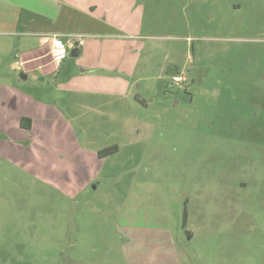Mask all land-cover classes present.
I'll use <instances>...</instances> for the list:
<instances>
[{"label": "rangeland", "instance_id": "1", "mask_svg": "<svg viewBox=\"0 0 264 264\" xmlns=\"http://www.w3.org/2000/svg\"><path fill=\"white\" fill-rule=\"evenodd\" d=\"M53 1L0 0V264H264V0H135L133 75L66 87L69 50L15 67Z\"/></svg>", "mask_w": 264, "mask_h": 264}, {"label": "crops", "instance_id": "2", "mask_svg": "<svg viewBox=\"0 0 264 264\" xmlns=\"http://www.w3.org/2000/svg\"><path fill=\"white\" fill-rule=\"evenodd\" d=\"M53 2L56 4V12L54 19L50 20V26L53 28L60 24V26L63 27L62 30H59L61 32L58 30L40 32L29 30L28 35H38L40 39L45 36L50 37L51 35H59L61 39L68 38V36L75 38L66 40L65 42L72 41L74 45H76L75 48L78 50L77 55L83 56L79 62H83L85 68L80 70L82 74L78 75V77L72 76V78L65 83V87L69 86L75 79L85 78L90 81L98 79L100 76L94 75V73L99 69L112 71L109 70L110 68L119 75H124L126 77L133 75L136 65V60H134L136 48L133 47L135 44L133 40L137 37L138 30L141 26V22H139L140 17L138 15L136 16L137 6H134L135 0H55ZM3 12L2 10L1 14H3ZM4 14L5 16L8 15L6 13ZM73 24H78V26L83 27L84 31L79 34L65 35V33L69 32L70 27L74 26ZM23 26H28L27 21L23 23ZM62 33H64V35H62ZM80 37L84 38L81 39ZM78 38H80L79 40H81V43H79ZM40 39L38 40L40 49L29 50L24 53L16 52L17 54H15V57L21 55L26 57V60L23 59L19 64L24 66L27 62L31 63V61L43 59V48L47 45L42 44ZM110 52H113L114 55H111ZM104 56L105 63L107 65L111 64L113 67L99 66L105 65V63H103ZM108 56H129V58L126 61L124 60L125 58H122V64H115L116 62H111ZM49 65H51V62L48 64L44 62L42 65L33 66L32 69L37 68L42 71L45 70L46 73V68ZM58 65L60 68V63ZM57 67V65H54V70H56ZM20 70H22V68H20ZM88 73L89 75H86ZM102 77L106 81L110 79L106 75ZM113 80L115 82L114 84L112 83L115 87L114 92L117 91V93L121 94L128 91L130 85L128 78L116 77L113 78ZM86 89L91 93L102 92L110 94L109 89H97L91 86L86 87ZM23 131L27 132L29 129H23ZM115 148L116 152L114 154L118 153L117 147Z\"/></svg>", "mask_w": 264, "mask_h": 264}, {"label": "built area", "instance_id": "3", "mask_svg": "<svg viewBox=\"0 0 264 264\" xmlns=\"http://www.w3.org/2000/svg\"><path fill=\"white\" fill-rule=\"evenodd\" d=\"M79 43H81V40H78ZM40 42L42 44H46L48 48L50 49V54L52 56V62L55 65H58L62 59L65 58V51L66 50H73L76 45L71 42H63L61 39V36L59 35H51L42 37L40 39ZM22 64H17L16 68L18 69ZM187 77L183 72L174 74L171 78V85H174L178 88L185 89L184 86L187 84Z\"/></svg>", "mask_w": 264, "mask_h": 264}, {"label": "trees", "instance_id": "4", "mask_svg": "<svg viewBox=\"0 0 264 264\" xmlns=\"http://www.w3.org/2000/svg\"><path fill=\"white\" fill-rule=\"evenodd\" d=\"M19 126H20V128H23V129H29V127H30V120L27 119V118H21ZM115 152H116V148L115 147H112V148L106 149V151H103V153H100L99 154V157L100 158H102V157H108V156L114 154Z\"/></svg>", "mask_w": 264, "mask_h": 264}, {"label": "water", "instance_id": "5", "mask_svg": "<svg viewBox=\"0 0 264 264\" xmlns=\"http://www.w3.org/2000/svg\"><path fill=\"white\" fill-rule=\"evenodd\" d=\"M77 49L76 48H74L73 50H71V54H72V56H77Z\"/></svg>", "mask_w": 264, "mask_h": 264}]
</instances>
